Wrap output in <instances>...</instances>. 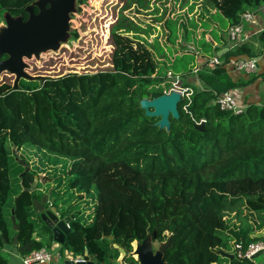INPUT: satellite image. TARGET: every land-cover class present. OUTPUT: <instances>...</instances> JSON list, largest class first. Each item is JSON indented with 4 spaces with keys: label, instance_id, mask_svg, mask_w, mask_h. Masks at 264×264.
I'll return each mask as SVG.
<instances>
[{
    "label": "trees",
    "instance_id": "obj_1",
    "mask_svg": "<svg viewBox=\"0 0 264 264\" xmlns=\"http://www.w3.org/2000/svg\"><path fill=\"white\" fill-rule=\"evenodd\" d=\"M35 1L0 0V24L4 13L26 21L25 8ZM201 1L205 6L197 19L208 29L213 16L234 26L242 13L264 5V0ZM82 3L78 0V9ZM193 20L178 25L183 43L178 47L186 49ZM143 31L123 15L118 19L108 70L21 79L16 88L0 82V249L1 235L9 243L16 236L22 255L45 247L33 234L43 231L50 240L52 234L33 200L51 191L45 209L74 217L61 247L73 257L86 251L93 264H115L123 253L137 264L130 256L133 243L149 237L170 241L165 264H212L226 259L224 254L234 256L231 264H255L238 253L264 243V106L249 104L234 114L215 103L220 94L264 79V73L231 77L234 62L255 54L239 45L218 56L214 68L204 57L197 72L200 89L193 68L178 66L193 53L169 52L156 39L148 44L125 35ZM202 47L217 51L212 41ZM168 71L180 78L183 92L178 118L169 117L166 131L140 102L171 92ZM6 262L0 254V264Z\"/></svg>",
    "mask_w": 264,
    "mask_h": 264
},
{
    "label": "rangeland",
    "instance_id": "obj_2",
    "mask_svg": "<svg viewBox=\"0 0 264 264\" xmlns=\"http://www.w3.org/2000/svg\"><path fill=\"white\" fill-rule=\"evenodd\" d=\"M204 6L205 4L201 0H142V5H139L137 0H83L78 9V0H76L75 9L69 13L66 22L63 40L59 41L57 49L40 53L38 58L32 56L31 59H26L28 68L25 71L30 76L58 78L66 74H94L108 70L111 67L114 50L111 38L112 26L118 23V19L122 15L126 20L144 30L140 33L125 34L126 36L133 38L139 36L148 44H153L156 39L160 45H166L169 52H172V49H177L185 50L183 53H187L190 50L187 47H192L194 51L192 57L178 65L185 71L202 62V57L210 60L215 55L213 49L202 47L208 41L206 34L213 38L208 32V26L201 27L202 20L197 19L200 14L199 10L202 14ZM191 18L195 19L193 22L197 23L196 27H189L191 28V38L187 40V44H184L186 49L180 48L178 44L183 45L182 31L179 33L178 25L187 24ZM169 19L173 22L167 24ZM207 20L209 21L210 18ZM216 24L221 31H225L227 28L226 23L221 22L219 16H213L209 25L215 27ZM74 32L77 35L73 38ZM194 32H197V35L196 33L193 35ZM194 37L195 39L200 38L199 41H196ZM171 55L173 56V53ZM179 60L180 56L177 57V61ZM156 61H161V57L157 56ZM5 80L13 84L15 76L0 74V82ZM172 89L171 85L168 92ZM39 232L48 237V240H44V242L49 243V236L43 231ZM157 247L158 243L152 242L153 251H156ZM61 257L64 258L65 255L61 254ZM255 261L258 264L263 263L264 256L260 255Z\"/></svg>",
    "mask_w": 264,
    "mask_h": 264
},
{
    "label": "water",
    "instance_id": "obj_3",
    "mask_svg": "<svg viewBox=\"0 0 264 264\" xmlns=\"http://www.w3.org/2000/svg\"><path fill=\"white\" fill-rule=\"evenodd\" d=\"M75 1L36 0L25 8V12L28 14L26 21H23L21 16L13 17L9 13H4L3 24H0V74L8 73L11 77L15 76L14 88L17 87L21 79H44L40 76H30L25 71L28 68L25 60L31 59L32 56L38 58L40 53L57 49L59 41L63 40L69 13L75 9ZM33 8L38 10L37 14H34ZM179 101L180 94L172 91L153 99H143L140 105L147 116L159 118L155 124L159 129L169 131V117L178 118L177 104ZM203 127L204 123H201L196 126V129L202 131ZM19 164L25 166L24 161H20ZM36 184L37 181L34 180L27 190L33 192ZM50 193L51 191L44 195L40 201L33 200V205L36 214L40 215L43 223L51 231L53 242L62 246L71 231L68 224L74 217L61 218L56 208L45 209ZM12 221L16 230L15 219L13 218ZM16 240L17 237L14 238V243ZM169 245L170 241L162 243L153 252L152 240L147 237L136 245L133 255L138 264H165L164 254ZM260 255L261 252L253 255L252 261H255ZM84 257H88L86 262L67 260L64 264H93V256H88L86 251Z\"/></svg>",
    "mask_w": 264,
    "mask_h": 264
},
{
    "label": "crops",
    "instance_id": "obj_4",
    "mask_svg": "<svg viewBox=\"0 0 264 264\" xmlns=\"http://www.w3.org/2000/svg\"><path fill=\"white\" fill-rule=\"evenodd\" d=\"M199 12H200V10H199ZM1 24H3V21L1 22ZM229 27H230V25L227 26L225 31H221V29H219L217 27V24L215 27L209 26V29H208L209 33L217 31L216 32L217 36L214 39L211 36H208L206 34V38L208 39V41H212L213 46L217 48V51H215V56H221L222 54L226 53L231 48L230 47L231 42L228 40V37H227V29ZM200 31H202V30H200ZM262 33H264V15H259V16H257V19L254 22L244 25L242 36H240L242 41L240 42L239 45L246 44L251 49V51L255 54V56L253 58L257 61V71L255 73H252V74H247L249 76L260 75V74L264 73V39L260 38V35ZM196 35H197V32H196ZM211 35H212V33H211ZM199 39L200 38H198L196 40L199 41ZM203 58L204 57H202V59ZM201 64H202V62H200V64H198L197 66H194L193 68L198 67ZM229 70H230L231 77L234 81H238L240 78H244V79L249 78L248 76H244V74L239 73L233 69H229ZM7 75L11 76L8 73H7ZM196 83H197V80H196ZM233 92H234L237 103L239 105L243 106V110H245V108L249 104H253V105H257V106H264V79H262V78L257 79L253 83H251L250 85L243 87V88H240L238 90H235ZM13 229H14V224H13ZM43 235L44 234L39 233V232L34 233L33 239L35 241H42V242H44V240L47 241L48 237L46 235H44V236ZM15 237L16 236H14L12 239V242L9 243L5 240V237L3 235H1L2 248L0 249V254L3 257H5V259L7 261L5 264H22L21 259L24 256H26V255L20 254V252L17 248V240H16V243H14ZM48 242L49 243L44 242V245L47 247H43V248H47V249L52 250L51 251L52 252V260L46 264H64L65 261H67V260H72V259L77 258V257H81V258L83 257L84 258V256L73 257L70 252L61 249V247L63 245L61 246V245L54 243L52 239L50 240V237H49ZM154 243H158V242H154ZM137 244H140V243H135V242L133 243V250L130 253V256H132V260L136 261V262H137V259L133 255V252L135 251V247H136L135 245H137ZM159 245H160V243H158V246ZM157 248H155V249H157ZM57 250H59L60 252H63L61 254L63 256L65 255V257L62 258L59 251L55 252ZM152 250H153V248H152ZM224 255L227 257L226 259H222V260L218 261L217 263H212V264H231V260L234 258V256L229 255V254L228 255L224 254ZM252 262H254L255 264H258L256 261H252ZM123 263L132 264L130 261L125 260L124 254L121 253V255H119L118 259L116 260L115 264H123ZM137 264H138V262H137ZM261 264H264V262Z\"/></svg>",
    "mask_w": 264,
    "mask_h": 264
},
{
    "label": "built area",
    "instance_id": "obj_5",
    "mask_svg": "<svg viewBox=\"0 0 264 264\" xmlns=\"http://www.w3.org/2000/svg\"><path fill=\"white\" fill-rule=\"evenodd\" d=\"M264 15V5L257 8L255 11H246L241 14L240 21L237 25L230 26L227 29V37L231 42L230 49H234L239 46L242 39L243 27L245 24H250L257 19V16ZM187 49L189 53H194L193 48L188 46ZM196 54V53H195ZM218 56H214L212 59L207 61L208 68H214L219 64ZM199 66L195 67L191 70L192 75L197 80V85L200 89H202V83L197 79V72L199 70ZM233 69L242 74H252L257 71V61L254 58L251 59H239L233 64ZM8 76L7 74H5ZM167 79L173 80L171 81V85L173 86L172 91L178 92L180 96L182 95L181 90V80L178 76H174L171 72H167ZM171 91V92H172ZM215 103L219 106L222 111H230L234 114H239L243 111V106L239 105L236 101L234 93L226 92L220 94L216 97ZM237 249H240L239 246H236ZM52 250L47 248H41L39 250L33 251L21 259L22 264H46L52 260ZM261 252V255L264 256V243L257 242L252 243L248 246L244 253H238V256L241 258H245L247 260L252 261V256L256 253ZM71 259V258H70ZM74 262H86L85 258L77 257L72 259ZM130 264V263H123Z\"/></svg>",
    "mask_w": 264,
    "mask_h": 264
}]
</instances>
